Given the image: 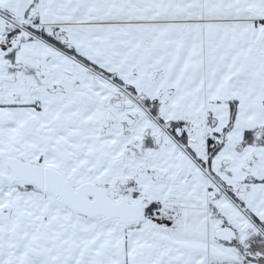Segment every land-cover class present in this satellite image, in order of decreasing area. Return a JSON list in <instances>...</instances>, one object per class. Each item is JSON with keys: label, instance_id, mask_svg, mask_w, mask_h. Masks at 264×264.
<instances>
[{"label": "snow or ice", "instance_id": "obj_1", "mask_svg": "<svg viewBox=\"0 0 264 264\" xmlns=\"http://www.w3.org/2000/svg\"><path fill=\"white\" fill-rule=\"evenodd\" d=\"M0 264H264V0H0Z\"/></svg>", "mask_w": 264, "mask_h": 264}]
</instances>
